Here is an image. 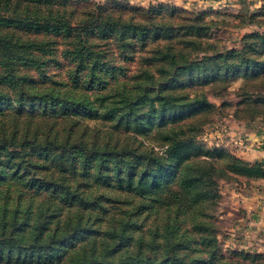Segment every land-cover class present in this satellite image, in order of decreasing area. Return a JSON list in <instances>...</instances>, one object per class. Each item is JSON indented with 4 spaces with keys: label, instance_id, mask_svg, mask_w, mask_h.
I'll return each instance as SVG.
<instances>
[{
    "label": "rangeland",
    "instance_id": "374dc122",
    "mask_svg": "<svg viewBox=\"0 0 264 264\" xmlns=\"http://www.w3.org/2000/svg\"><path fill=\"white\" fill-rule=\"evenodd\" d=\"M61 2H81L106 18L111 12L120 24L111 35L85 34L104 70L96 73L98 82L90 67L71 60L74 32L65 37L51 27L37 28V20L4 25L12 29L4 36L6 56L0 54V264H264V246L246 244L236 227L242 210L234 195L243 182L226 169L237 156L225 142L231 121L264 119L263 103L243 100L242 89L246 84L255 93L264 85L243 81L242 64L238 71H222L227 81L207 83L204 76L198 82L202 72L212 78L220 73L213 56L242 50L256 33L262 37L256 40H264V0ZM141 20L147 21V37L125 31L128 21ZM187 34L202 42L193 53L202 67L190 71L198 84L186 76L189 70L160 75L167 68L161 51L182 49L177 41ZM129 37L134 44L123 51ZM259 45L242 56L256 62L250 70L261 79L264 41ZM146 70L153 80H145ZM143 86L151 96L131 114L151 108V125L135 116L127 121ZM201 93L215 107L181 105L186 94L195 99ZM174 131L186 132L180 138L193 134L202 152L180 162L167 150ZM195 160L219 169L212 172L215 184L183 189L174 182L177 176L169 181L162 171L156 177L161 184H154L161 166L176 175L184 167L196 176L204 166L195 168ZM130 174L132 185H123ZM213 187L215 195L204 194Z\"/></svg>",
    "mask_w": 264,
    "mask_h": 264
},
{
    "label": "trees",
    "instance_id": "16d2710c",
    "mask_svg": "<svg viewBox=\"0 0 264 264\" xmlns=\"http://www.w3.org/2000/svg\"><path fill=\"white\" fill-rule=\"evenodd\" d=\"M62 0H0V54H2V57H5L4 52L1 50L7 49V41L5 42V35L10 32V30H4V25H18L20 24L21 20H37V28H54L53 31L56 33H62L63 36L69 37L72 32L75 34V39L70 40L71 41V60L77 62V67H90L91 68V76L93 78V81H97L96 79V73L97 76L99 72L104 73V70L99 68L100 60L96 59V56H92L90 54L91 48L89 46V43L91 41V38L85 36V34L92 31L98 32V34H106L111 35V31H116L117 27L115 26V22H119L118 20H115L112 18L111 12H108L106 14H110L107 18L104 17V12L100 10L98 14H95V12L91 11L86 6L80 5L81 2L77 3V5H73L71 7H64ZM141 11L147 12L148 10L146 8H139ZM62 20H65L63 22ZM93 20V23H87ZM107 20L109 22V25L107 24ZM120 24V22H119ZM108 25V26H106ZM147 21H142L134 23L132 21H128L125 25V31H128L129 29L136 30L137 34H140L142 37L145 35L147 37ZM106 26V27H105ZM190 29L197 28L195 25H190ZM136 34V35H137ZM262 38L260 34L256 33L253 36L247 37V41L249 44H246L242 50L232 48L230 49L227 54H219L216 56H213L212 58H216L217 60L214 62V71L218 69V74H215V76L210 77L209 74H206L205 72H202L200 74V80H198L199 83L202 82V78L205 76L209 77L207 83H212L216 81L223 82L225 79L227 81V78H225L223 75L224 70H226L228 73L231 72V70L238 71L237 67H239L240 64L247 66V71H243V81L245 80H253L255 83L256 80L259 79L260 85H264V71L263 75L259 73H252L250 70L252 67V63H256L253 60H250L249 58L246 59L242 56V54L246 53V51L249 53L251 50L257 51V49H253L254 47L260 49L261 46L259 45L262 41L256 40L257 38ZM133 37H129L122 42V50L126 51L127 47L131 46V44H134V41L132 42ZM178 45L182 47V49L175 51L172 48L174 45H170L166 48L165 51H161V57L164 61V65H167L165 70H161V77H166L167 73H170L172 75H175L176 77L179 75H183V72L187 71L185 74L186 76H189L191 79H194V84L196 82V76L192 74L190 71L192 70H198L197 67H202L203 60L201 59L199 62L195 60V57L193 56L194 51L197 49L198 45L202 43L199 39L195 38L194 35H186V37H181L177 41ZM87 63V65H86ZM264 65V64H260ZM169 67V68H168ZM88 69V68H87ZM173 69L178 70V72H172ZM170 71V72H166ZM252 76V77H251ZM154 74L146 70L145 71V80H153ZM100 81V79L98 80ZM97 81V82H98ZM184 84L187 83L186 81H183ZM198 84V83H197ZM254 87V86H249ZM255 88V87H254ZM242 89H247V92H244L243 94V100H252L253 97H258L255 101L261 102L262 107L261 110L264 112V88L261 91L258 88H255V93L250 92L248 89V86L245 84V86ZM201 97L191 99L188 94L183 96V99L185 102L181 104L182 106H190V105H199L197 108L201 109L204 106L205 107H215V105L209 100L207 95H204L201 93ZM151 96L150 93H148V87L143 86L142 91L140 92L138 96V102L137 106L135 108L131 107L130 114L127 117V121L129 122L130 119L135 116L136 120L141 123L143 120H146L148 125H151L154 123V118L151 112V108L147 111L140 112V114H137L136 112L141 111V106L146 104L148 98ZM155 110H157L156 106ZM165 107L161 106V109L159 110L160 113V125H163V123L166 120V117L163 116V111ZM136 111L134 114H131V112ZM260 119V118H259ZM261 122H264V119H260ZM136 121V122H137ZM185 131L180 132H173L171 137V140L169 139V144L167 150L169 153L174 154V156L179 158L180 162H184L185 159L192 158L194 156H198L202 152V148L200 145H195V138L192 135L186 137V138H180L179 136H182V134H185ZM173 136H175L173 138ZM188 148L193 149V154L191 151H187ZM233 161L231 164L226 165V169L235 174V175H244L248 177H264V164L261 162L256 163H250L247 162L241 158L233 157ZM194 162H198V164H194L195 168L199 167L200 164L204 167L197 168L198 171L201 169V172L197 174L196 176L190 175L188 171L184 169V167L179 170L178 174L176 175L175 170H173L172 167H164L161 166L160 170L157 174H154V184L160 185L161 181H159L156 177L158 174L162 171L164 173L165 178H169V181L174 180L175 176L176 179L174 182H177L180 188L186 189V185L191 184L194 188L198 187L199 183H211L215 184L214 180H212V172H217L219 169L213 166L212 162L208 160H202L198 161L195 160ZM189 166V165H188ZM197 166V167H196ZM209 177V178H206ZM145 176L142 178L144 179ZM134 181V176L130 174L126 180L121 182L123 185H132ZM215 188H211V190H208L207 192H204L205 195L212 196L215 192ZM197 192L193 193V196L196 195ZM203 193V192H198ZM215 195V194H214ZM213 195V196H214ZM186 201H189L187 198ZM193 198L190 199V201Z\"/></svg>",
    "mask_w": 264,
    "mask_h": 264
},
{
    "label": "crops",
    "instance_id": "0c3cea01",
    "mask_svg": "<svg viewBox=\"0 0 264 264\" xmlns=\"http://www.w3.org/2000/svg\"><path fill=\"white\" fill-rule=\"evenodd\" d=\"M226 130L225 142L231 146L236 156L250 163L264 164V122L245 124L233 120ZM239 177L243 184L234 195V199L242 210V220L236 224V227H240L244 236L242 241L262 248L264 246V177L244 175Z\"/></svg>",
    "mask_w": 264,
    "mask_h": 264
}]
</instances>
